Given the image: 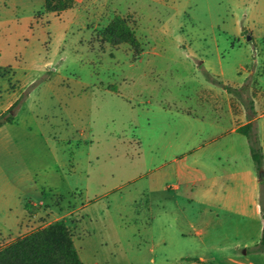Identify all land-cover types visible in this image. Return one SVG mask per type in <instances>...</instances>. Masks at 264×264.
Segmentation results:
<instances>
[{
	"label": "rangeland",
	"instance_id": "1",
	"mask_svg": "<svg viewBox=\"0 0 264 264\" xmlns=\"http://www.w3.org/2000/svg\"><path fill=\"white\" fill-rule=\"evenodd\" d=\"M116 14L133 27L139 54L101 38ZM12 96L0 162L19 178L21 198H47L25 203L26 226L0 246L63 219L74 241L91 234L89 264L159 261L150 236L176 215L150 211L149 199L163 197L152 185L207 184L210 169L244 156L211 142L200 153L207 165L166 177L172 155L221 133L212 119L232 129L253 106L264 122V0H75L58 14L43 0H0V110ZM5 190L0 178V222ZM84 202L91 221L82 227Z\"/></svg>",
	"mask_w": 264,
	"mask_h": 264
},
{
	"label": "crops",
	"instance_id": "2",
	"mask_svg": "<svg viewBox=\"0 0 264 264\" xmlns=\"http://www.w3.org/2000/svg\"><path fill=\"white\" fill-rule=\"evenodd\" d=\"M15 100L16 96L10 97L2 106L0 114ZM179 111L183 112L180 109ZM251 112L252 115H247L245 122L232 129L228 128L226 122L212 119L216 125L223 127V131L207 139L206 145H197L183 154L184 156L173 154L167 164L166 177L169 172L183 174L207 165L203 161L205 158L200 157V153L204 148H209L211 142L222 143L219 146L221 149L230 147L232 150L226 152L230 156L240 147L244 154L242 163H236V157L232 156V165L226 166L224 172L216 174V170L210 169V182L207 184L192 182L185 185L183 183L169 185L165 178L152 185L150 194L155 191L163 197L155 198L154 201L153 198L149 199L150 211L154 205L160 206L167 214L174 213L176 217L175 223L168 222L166 233L160 232L157 237L155 234L150 236L149 252L154 254L160 252L163 255L159 261L155 256L150 257L151 264H264V254L252 253L248 250L258 242L263 227L260 208L263 188L260 175L264 174V122L261 121L260 115L256 114L253 106ZM183 113L187 117L203 118ZM245 123L252 124L255 139L261 148L262 172L255 169L247 137L236 130ZM10 124L12 122L1 125L0 134ZM2 136L3 134L0 138V146L3 145ZM233 142H239V146L229 144ZM206 159L208 160L207 157ZM224 163L227 164V160L220 163L221 166ZM0 178L7 189L1 199L5 213V219L0 222L1 241L26 226L29 213L25 203L30 201L34 204L40 203L47 198V195L41 192L42 196L38 199L21 198L19 178L10 175L1 162ZM31 180L33 179H29ZM223 181H229V184L225 183L224 186ZM31 185L30 187L34 188ZM89 207V202L81 204L82 227L87 221H91ZM154 219L152 216L153 226ZM89 238L91 234L86 232L74 241L83 264H89L91 259L90 249L86 246Z\"/></svg>",
	"mask_w": 264,
	"mask_h": 264
},
{
	"label": "trees",
	"instance_id": "3",
	"mask_svg": "<svg viewBox=\"0 0 264 264\" xmlns=\"http://www.w3.org/2000/svg\"><path fill=\"white\" fill-rule=\"evenodd\" d=\"M75 0H43V9L46 12L60 13L72 8ZM101 38L110 46L128 44L135 55L139 54L140 47L136 33L127 18L120 14L114 15L101 32ZM213 83L222 87L227 93L233 88L215 79L210 72ZM16 99L5 111L0 114V126L13 121L11 111L17 105ZM237 132L245 135L249 142L250 154L256 171L262 170L263 155L258 146L252 130L251 123H245L237 127ZM263 192L260 200V208L263 219L261 236L255 244L249 247L252 253L264 254V179L260 182ZM0 264H83L78 250L74 244L72 232L63 219L50 222L43 227L27 234L18 236L6 245L0 246Z\"/></svg>",
	"mask_w": 264,
	"mask_h": 264
},
{
	"label": "water",
	"instance_id": "4",
	"mask_svg": "<svg viewBox=\"0 0 264 264\" xmlns=\"http://www.w3.org/2000/svg\"><path fill=\"white\" fill-rule=\"evenodd\" d=\"M247 39H250V36H247ZM260 179H264V174L263 173L260 175Z\"/></svg>",
	"mask_w": 264,
	"mask_h": 264
}]
</instances>
